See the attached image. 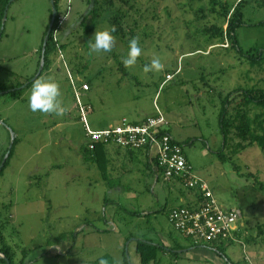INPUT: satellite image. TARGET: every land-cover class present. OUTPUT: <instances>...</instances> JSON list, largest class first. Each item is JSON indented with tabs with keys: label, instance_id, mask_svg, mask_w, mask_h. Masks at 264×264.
<instances>
[{
	"label": "rangeland",
	"instance_id": "rangeland-1",
	"mask_svg": "<svg viewBox=\"0 0 264 264\" xmlns=\"http://www.w3.org/2000/svg\"><path fill=\"white\" fill-rule=\"evenodd\" d=\"M57 1L58 50L39 78L60 85L68 111L63 116L32 112V85L16 100L0 95V158L15 140L0 174V248L9 249L13 264H142L135 250L140 240L170 249L146 264H264V149L235 136L223 149L218 120L228 93L237 91L236 104L241 90L264 89V62L250 66L225 39L204 31L226 29L222 5L239 0H112L111 9L122 13L124 36L113 32L114 50L106 56L91 54L89 41L96 31L112 29L109 22L99 20L84 35L80 19L90 5ZM51 10L49 0H14L8 8L0 36V89L36 75ZM236 37L243 52L264 47L262 7L250 2L243 8ZM133 38L142 54L126 68L123 58ZM157 58L164 69L144 73ZM70 78L89 86L81 100L93 105L87 117L92 129L111 128L122 117L156 116L158 109L183 144L194 174L221 205L241 211L237 243H225L219 253L205 247L191 251L192 242L167 219L173 206L183 204L177 199L181 187L157 180L137 150L133 158L116 159L104 179L98 163L81 153L85 130ZM254 116L250 110V119Z\"/></svg>",
	"mask_w": 264,
	"mask_h": 264
},
{
	"label": "built area",
	"instance_id": "built-area-1",
	"mask_svg": "<svg viewBox=\"0 0 264 264\" xmlns=\"http://www.w3.org/2000/svg\"><path fill=\"white\" fill-rule=\"evenodd\" d=\"M264 8V0H261ZM179 68L174 74L179 73ZM166 75L162 85L171 80ZM79 120L85 130L84 145L94 151L98 145L113 146L124 150H144L150 154L154 171L166 182H179L189 191H196L198 202L195 207L177 206L168 211L167 219L172 229L195 245L220 244L234 241L236 223L241 218L237 208H227L214 197L205 181L196 176L188 163L184 149L168 132V121L156 109V116L147 117L133 123L123 117L121 121L107 129L95 130L88 123L90 107L81 100V92L89 90L87 83L77 85L70 78Z\"/></svg>",
	"mask_w": 264,
	"mask_h": 264
},
{
	"label": "trees",
	"instance_id": "trees-1",
	"mask_svg": "<svg viewBox=\"0 0 264 264\" xmlns=\"http://www.w3.org/2000/svg\"><path fill=\"white\" fill-rule=\"evenodd\" d=\"M9 1L10 0H0V28L4 22L3 21L4 10L6 7L9 8L10 5L12 4L11 3L8 5ZM250 2H253L256 4V6L263 8V3L261 0H239L236 4L231 6H228L227 3H225L224 5H222L221 15L225 22L226 29L216 28L212 26L206 28L204 31L207 34L211 35L212 37H217V38L219 37L225 39V41L229 43L228 47L231 48L229 50L238 53L241 57H244L246 60H248L250 66L254 67V66H261V64L264 62V47L263 48L253 47L248 51L243 52L242 48L238 44L236 37L237 29L243 26V8L246 7V5ZM86 3L90 5V8L84 14L81 15V19H80L81 20L80 26L82 28V32L84 35L89 34L98 25L99 20L100 21L107 20L111 25L112 29H114L115 35H119L121 38H123L124 34L120 26L122 13L120 11H113L111 9L112 0H108L106 2L103 1L101 3L98 0H86ZM54 4L57 10V15L53 27L51 29L50 35L48 37V42L46 45L45 57H44L45 64L39 77L45 71L48 70L51 63L50 57L58 50V42L57 39H55L54 37L59 26L58 25L59 11L57 5L58 1L54 0ZM103 13H105L106 15L102 16ZM50 18H51V12H50ZM50 18H49V23H50ZM87 20L90 23L89 25L86 24ZM48 25L46 29L48 28ZM0 34L1 35L3 34V30L2 32L0 31ZM59 47L64 48L65 46L59 45ZM38 66H39V62L37 64V68ZM32 78L33 77L28 79L24 84H19L16 87L2 88L0 89V92H3L2 95L6 96L9 99L12 100L19 99L21 97L20 94L25 89L29 88L34 82L31 81ZM235 93H237V91H232L228 93L225 96V98L221 100V104H220L218 120H219L220 134L223 141L222 148L224 149L227 142L232 138V136H235L238 139H240L242 142L247 143V146H257L263 150L264 149V89L258 92L254 91L253 89H248L244 91L241 90V99L236 104H234L236 100L232 98V95H234ZM84 104L90 107L91 111L89 113L93 112V105L90 102H85ZM250 110H254V115H255L254 119H250L249 117ZM232 111H235L234 114H232ZM121 119L119 120V122L121 121ZM180 145L183 148V144ZM14 146H15V140L13 141L11 148L10 149L7 148L4 151V153L1 155L0 164L5 154L9 151V154L7 156V159L0 174L6 168L9 159L13 154ZM105 147H109V146L98 145L95 148V150L91 152L86 149L83 142L81 148V153L85 158L89 157L90 159H94L98 163V167L102 171V176L104 179L106 176L105 172H106V163H107V159L103 154ZM237 147H241V145H237ZM236 237H237V231L234 232V238ZM225 243L229 245V244L237 243V241L235 239L234 241L232 240L222 241L220 244H202V245H195L192 243V246L193 247L203 246L213 251L217 250V252L219 253L220 252L219 248L224 246ZM162 250L165 249L157 245L156 246L149 245L140 240H138L136 244V253L139 255L140 262L142 264H146L151 261L155 262L157 259V253ZM0 254L3 255L2 257H0V263L13 264L12 257L8 248L6 247L0 248ZM22 263L23 261H21V264Z\"/></svg>",
	"mask_w": 264,
	"mask_h": 264
},
{
	"label": "clouds",
	"instance_id": "clouds-1",
	"mask_svg": "<svg viewBox=\"0 0 264 264\" xmlns=\"http://www.w3.org/2000/svg\"><path fill=\"white\" fill-rule=\"evenodd\" d=\"M114 29H105L96 31L93 38L89 41V51L95 56H106L114 50ZM142 54V48L139 40L133 38L128 45L127 56L123 58V64L126 68L136 65L138 58ZM164 65L160 59H153L149 65L143 68L144 73L161 72ZM62 92L60 85L51 78H38L31 86L30 96L28 98V107L32 112L42 114H54L63 116L67 107L62 102Z\"/></svg>",
	"mask_w": 264,
	"mask_h": 264
},
{
	"label": "crops",
	"instance_id": "crops-1",
	"mask_svg": "<svg viewBox=\"0 0 264 264\" xmlns=\"http://www.w3.org/2000/svg\"><path fill=\"white\" fill-rule=\"evenodd\" d=\"M77 81V85H80L79 84V81ZM85 83V82H84ZM88 92V91H86ZM83 93L85 92H81V97L83 96ZM147 118L146 116L145 117H136L132 120H130L131 122L133 123H138L140 122L141 120ZM95 130H100V129H95ZM169 134L173 137V135L170 133V131L168 130ZM174 138V137H173ZM175 139V138H174ZM176 140V139H175ZM177 141V140H176ZM178 142V141H177ZM138 152L140 153V155L142 156V158L144 159V162H142V165L146 168V169H149L153 175L155 176V178L158 180L159 178H162L161 176H158V174L154 171L152 165H151V157H150V154L147 153L146 151L144 150H138ZM132 153L133 151L132 150H124V149H119V148H116V147H113V146H109V147H105L104 148V151H103V154L105 155V158L107 159V163H106V169H110V168H113L115 166H117L115 160L116 159H119L121 158L122 156H124L125 158L126 157H130V158H133L132 156ZM189 163V162H188ZM190 164V163H189ZM98 166V165H97ZM191 166V165H190ZM99 169V167H98ZM169 183H172V184H175V185H178L180 186V191H179V194L177 196V199L178 201H180V203H183V204H179V205H176V206H173V207H177V206H188V207H195L197 205V202H198V194L196 191H189V190H186L182 187V185L179 183V182H169ZM117 192H122L123 194H125L126 196L129 195V191H125L124 189H121V188H117L116 189ZM131 192V191H130ZM103 201H107V198H104ZM172 207V208H173ZM198 247H203V246H198ZM206 248V247H205ZM180 249V248H179ZM136 250V249H135ZM194 250V247L191 249V251ZM165 252L166 251H170V249L168 248L167 250L165 249L164 250ZM186 251V252H185ZM184 252L182 251H179L178 253L179 254H183V253H187L189 251V249H186ZM182 252V253H181Z\"/></svg>",
	"mask_w": 264,
	"mask_h": 264
},
{
	"label": "water",
	"instance_id": "water-1",
	"mask_svg": "<svg viewBox=\"0 0 264 264\" xmlns=\"http://www.w3.org/2000/svg\"><path fill=\"white\" fill-rule=\"evenodd\" d=\"M13 1L14 0H10L8 5L11 4ZM49 1H50V5H51V8H52L50 23L48 25V28H47V31H46V35H45L44 40H43L42 50H41V59H40L39 67H38V70L36 72V75L31 79V81H35L39 77V75L41 74V72H42V70L44 68V64H45L44 57H45L46 45H47L48 37L50 35L51 29L53 27V24H54L56 15H57V10L55 8L54 0H49ZM7 10H8V7H6L5 10H4L3 20H5V15H6ZM2 30H3V27L1 26L0 31L2 32ZM0 36H1V34H0ZM2 94H3V92H0V95H2ZM0 124L3 125V122L0 121ZM11 146H12V141H11V144L9 146V149L11 148ZM8 154H9V151L6 153V155L4 156V158H3V160H2V162L0 164V172H1V170H2V168L4 166V164H5V161L7 159Z\"/></svg>",
	"mask_w": 264,
	"mask_h": 264
}]
</instances>
